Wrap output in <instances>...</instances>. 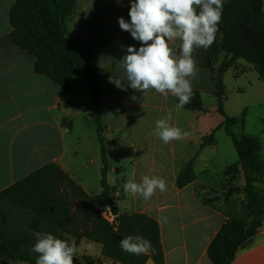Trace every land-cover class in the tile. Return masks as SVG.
I'll list each match as a JSON object with an SVG mask.
<instances>
[{
	"label": "crops",
	"instance_id": "1",
	"mask_svg": "<svg viewBox=\"0 0 264 264\" xmlns=\"http://www.w3.org/2000/svg\"><path fill=\"white\" fill-rule=\"evenodd\" d=\"M15 2L0 0V191L48 164H57L99 206L94 193L99 189L103 200V163L97 125L91 115L95 102L88 81L83 76L74 77L70 90L64 93L59 84L36 71L34 56L13 40L10 11ZM129 8L130 0L120 3L77 0L75 12L67 20L70 38L90 49L97 61L102 136L109 159L108 181L116 188L114 198L120 213L145 214L159 223L166 264H213L208 257L209 245L231 217H241V204L246 198L243 189L233 188L229 185L230 178L224 176V171L239 160L233 141V152L225 163L218 187L211 181L210 171L212 164L223 158L218 139L215 137V143L201 148L203 138L224 121L218 103L211 110L204 103L206 97L215 96V74L202 63L201 48L195 49L193 58L198 71L195 79H189L192 92L200 94L208 111L177 109L178 98L171 93L165 97L154 89L143 94L127 84L126 90L116 87L110 77L123 79L119 60L126 55L127 46L140 47V42L119 27V17L130 21ZM180 44L176 39L170 45L176 57L180 55ZM219 52L215 69L226 59L225 53ZM245 68L244 73L228 69L224 76L226 88L229 71L238 79L252 72L249 65ZM242 88L238 86V91ZM224 109L234 115L232 107ZM169 112L170 125L188 135L164 144L155 122ZM212 115L215 121L211 120ZM194 158L197 177L179 188L177 177ZM145 176L163 178L167 190H156L147 200L124 191L126 182L141 183ZM35 216L31 210L0 199V239L28 238L30 242L24 251L37 258L38 254L31 251L36 242L31 230ZM163 217H167L168 223L161 222ZM73 264H113V261L102 255L100 244L81 239L76 244ZM146 264L155 262L149 258ZM232 264H264V227L239 249Z\"/></svg>",
	"mask_w": 264,
	"mask_h": 264
},
{
	"label": "trees",
	"instance_id": "2",
	"mask_svg": "<svg viewBox=\"0 0 264 264\" xmlns=\"http://www.w3.org/2000/svg\"><path fill=\"white\" fill-rule=\"evenodd\" d=\"M77 0H17L10 11L13 40L35 58V69L70 90L72 79L83 76L93 95L95 106L92 118L97 125L102 155L101 193L105 204L117 216L110 223L98 210L93 197L73 181L57 164H48L0 191V199L10 205L31 210L35 219L33 232L51 233L57 238L76 244L81 239L102 246V255L113 264H166L159 223L141 213H120L114 194L116 188L108 181L109 159L102 136L101 91L96 81L97 61L90 49H84L71 39L67 20L74 14ZM218 39L220 42L218 43ZM225 53L224 63L215 69L206 61L207 50ZM201 61L215 74L214 95L218 112L224 117L220 126L203 138L201 148L215 143L216 132L224 128L232 139L239 160L224 171V176L238 175L244 179L241 217H231L209 245L208 257L213 264H232L239 249L264 227V159L260 141L248 134L237 135L234 128L244 118L230 116L224 109L226 86L224 74L235 60L251 64L264 81V0H223L221 22L216 39L210 48L200 49ZM179 102V100H178ZM186 109L206 111L198 92H192ZM195 158L189 161L177 177L183 188L196 179ZM127 235L148 239L154 252L135 255L121 250L119 241ZM30 240L0 239V259L35 264L36 259L24 247Z\"/></svg>",
	"mask_w": 264,
	"mask_h": 264
},
{
	"label": "clouds",
	"instance_id": "3",
	"mask_svg": "<svg viewBox=\"0 0 264 264\" xmlns=\"http://www.w3.org/2000/svg\"><path fill=\"white\" fill-rule=\"evenodd\" d=\"M120 3V0H116ZM223 0H130L129 17L118 18L122 31L140 42V47L127 46L126 55L119 60L123 79L110 77L116 87H130L143 94L154 89L165 97L169 93L178 98L177 109L191 102V79L198 69L193 58L197 48L207 49L215 41L221 22ZM181 41L180 55L176 57L170 45ZM171 112L156 120V131L164 144L187 137L188 133L170 125ZM126 193L147 200L156 190L166 191L163 178L145 176L141 183L128 181ZM162 223H168L163 217ZM36 242L31 251L37 253L35 264H73L76 242L57 238L51 233L34 232ZM126 253L142 255L155 250L151 242L140 235H127L119 241Z\"/></svg>",
	"mask_w": 264,
	"mask_h": 264
},
{
	"label": "rangeland",
	"instance_id": "4",
	"mask_svg": "<svg viewBox=\"0 0 264 264\" xmlns=\"http://www.w3.org/2000/svg\"><path fill=\"white\" fill-rule=\"evenodd\" d=\"M17 1V0H16ZM16 3V2H15ZM212 46V45H211ZM210 46V47H211ZM209 47V48H210ZM206 61L211 62V64L216 65L220 59L219 50H207L205 53ZM225 61V60H224ZM238 62H241L240 66H238ZM224 63V62H223ZM222 63V64H223ZM237 64V65H236ZM245 61L235 60L232 65L228 68H235L236 72L244 73L246 71L245 66H250L252 72H247L245 76L236 79L234 77V73L229 71L228 76L226 78L227 88H226V100L224 104V108L232 107L234 109V115L232 117L244 118V123L238 124L235 126L234 130L237 135L248 134L255 138H257L261 146L264 145V82H262L259 78L258 73L255 71L252 65L248 64ZM227 69V71H228ZM226 71V72H227ZM225 72V73H226ZM225 76V74H224ZM225 82V81H224ZM226 86V85H225ZM238 86L243 87L241 92L238 91ZM259 86V88H256ZM227 101V102H226ZM205 105L209 110L214 109L217 104V99L215 96L210 95L205 98ZM207 110V109H206ZM208 111V110H207ZM212 121L214 120V116L211 117ZM213 124V123H212ZM215 137L218 139V146L221 148V153L223 158L217 159L215 163L212 164L210 168L212 174V182L215 187H218L219 180H222V172L225 167L226 161L231 157L232 139L226 134L224 128L222 130L217 131ZM101 144V143H100ZM100 160L102 162V155L100 153ZM103 163V162H102ZM230 184L233 188L236 186L238 189L244 188V179L243 175L240 172L238 175L229 176ZM97 202L99 204L104 203L99 189L94 193ZM0 264H5L3 261H0ZM12 264V263H6Z\"/></svg>",
	"mask_w": 264,
	"mask_h": 264
},
{
	"label": "built area",
	"instance_id": "5",
	"mask_svg": "<svg viewBox=\"0 0 264 264\" xmlns=\"http://www.w3.org/2000/svg\"><path fill=\"white\" fill-rule=\"evenodd\" d=\"M97 208L110 223L116 224L117 216L113 213V211L107 204H101L97 206Z\"/></svg>",
	"mask_w": 264,
	"mask_h": 264
}]
</instances>
